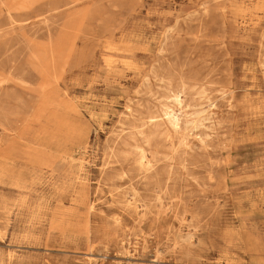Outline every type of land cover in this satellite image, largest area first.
<instances>
[{
  "label": "rangeland",
  "instance_id": "1",
  "mask_svg": "<svg viewBox=\"0 0 264 264\" xmlns=\"http://www.w3.org/2000/svg\"><path fill=\"white\" fill-rule=\"evenodd\" d=\"M229 263L264 264V0H0V264Z\"/></svg>",
  "mask_w": 264,
  "mask_h": 264
},
{
  "label": "bare ground",
  "instance_id": "2",
  "mask_svg": "<svg viewBox=\"0 0 264 264\" xmlns=\"http://www.w3.org/2000/svg\"><path fill=\"white\" fill-rule=\"evenodd\" d=\"M198 123H199V121H198ZM37 135H38V134H37ZM169 139H170V138H169ZM39 140H40V139H39ZM46 144H47V143H46ZM224 234H225V233H224ZM233 234H234V233H233ZM233 234H232V235H233ZM232 235H230V237H231ZM227 236H229V234H228ZM233 236H235V235H233ZM233 238H234V237H233ZM227 239H229V238H227ZM231 239H232V237H231ZM229 240H230V239H229ZM233 240H234V239H233ZM258 240H259V239H258ZM242 241H243V240H242ZM235 242H236V241H234V243H235ZM247 242H248V241H247ZM247 242H246V243H247ZM227 243H228V242H227ZM243 243H244V241H243ZM232 244H233V243H232ZM234 245H235V244H234ZM244 245H245V244H244ZM262 245H263V244H262ZM226 246H227V245H226ZM238 246H240V245H238ZM238 246H237V248H238ZM234 247H235V246H234ZM234 247H233V248H234ZM254 247H255V246H254ZM231 248H232V247H231ZM233 248H232V249H233ZM240 248H241V247H240ZM259 248H260V247H259ZM226 249H227V248H226ZM254 249H255V248H254ZM230 250H231V249H230ZM260 250H261V249H260ZM226 251H227V250H226ZM261 251H262V250H261ZM254 252H255V251H254ZM222 253H223V252H222ZM224 253H225V252H224ZM230 253H231V252H230ZM227 254H228V253H227ZM241 254H242V253H241ZM246 254H247V253H246ZM225 255H226V254H225ZM238 256H239V255H238ZM230 258H231V255H230ZM226 260H228V259H226ZM229 264H230V263H229Z\"/></svg>",
  "mask_w": 264,
  "mask_h": 264
}]
</instances>
